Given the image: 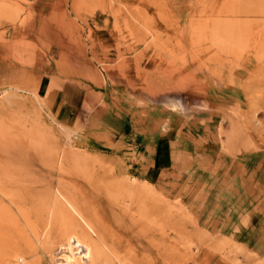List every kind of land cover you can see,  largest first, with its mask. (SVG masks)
Here are the masks:
<instances>
[{"label":"rangeland","instance_id":"obj_1","mask_svg":"<svg viewBox=\"0 0 264 264\" xmlns=\"http://www.w3.org/2000/svg\"><path fill=\"white\" fill-rule=\"evenodd\" d=\"M156 144L173 167L150 181ZM259 152L264 0H0V264L60 263L72 226L129 264H249L197 222L191 173Z\"/></svg>","mask_w":264,"mask_h":264},{"label":"crops","instance_id":"obj_2","mask_svg":"<svg viewBox=\"0 0 264 264\" xmlns=\"http://www.w3.org/2000/svg\"><path fill=\"white\" fill-rule=\"evenodd\" d=\"M78 103L76 95L63 90L53 106L55 119L70 123ZM147 150L153 155L142 154L148 168L141 173L154 181L161 167H173L174 155L170 152L173 150L167 148L165 153L160 144L149 145ZM199 157L202 169L191 173L198 176L203 196L197 222L216 223L222 238L230 239L242 253L249 254V264L255 256L263 257L264 264V213L257 211L261 203L264 205V152L248 153L242 158L218 153ZM259 191L263 195H259ZM240 261L245 262V259Z\"/></svg>","mask_w":264,"mask_h":264},{"label":"bare ground","instance_id":"obj_3","mask_svg":"<svg viewBox=\"0 0 264 264\" xmlns=\"http://www.w3.org/2000/svg\"><path fill=\"white\" fill-rule=\"evenodd\" d=\"M134 181L135 180L129 183L127 193L131 197H139V199L140 197H150L151 193L142 187L137 186V184H135L136 182ZM146 189L148 188L146 187ZM150 190L152 191V189ZM152 194L154 195V193ZM70 228L71 234H68L66 243L60 245V250L63 251V255L58 258V260L61 262H58L57 264H109L112 262V259L115 260L116 264L130 263L127 262L128 260H122L119 258V256L117 257V255L103 249L102 246L100 247V245L94 242L84 230H78L79 228L76 226H72ZM75 246L83 248V252L77 254L74 249Z\"/></svg>","mask_w":264,"mask_h":264},{"label":"built area","instance_id":"obj_4","mask_svg":"<svg viewBox=\"0 0 264 264\" xmlns=\"http://www.w3.org/2000/svg\"><path fill=\"white\" fill-rule=\"evenodd\" d=\"M75 252L77 253V254H79V253H82L83 252V248H81V247H76L75 246Z\"/></svg>","mask_w":264,"mask_h":264}]
</instances>
